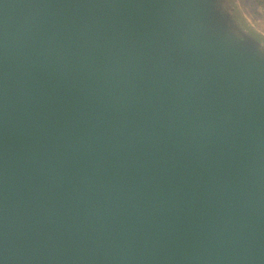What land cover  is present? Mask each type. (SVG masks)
Returning a JSON list of instances; mask_svg holds the SVG:
<instances>
[{"label": "water", "instance_id": "obj_1", "mask_svg": "<svg viewBox=\"0 0 264 264\" xmlns=\"http://www.w3.org/2000/svg\"><path fill=\"white\" fill-rule=\"evenodd\" d=\"M195 2L0 0V264H264V56Z\"/></svg>", "mask_w": 264, "mask_h": 264}, {"label": "rangeland", "instance_id": "obj_2", "mask_svg": "<svg viewBox=\"0 0 264 264\" xmlns=\"http://www.w3.org/2000/svg\"><path fill=\"white\" fill-rule=\"evenodd\" d=\"M189 1L191 8H194V12L197 13L195 15L203 11V8L200 7L198 11L195 7L196 0ZM209 1L218 3L222 10L219 18L220 23L215 28L224 33L230 32L237 41H244L247 45L258 47L260 51H256L257 56H264V6H259L252 0ZM198 27L206 34L214 29L208 23H201Z\"/></svg>", "mask_w": 264, "mask_h": 264}, {"label": "trees", "instance_id": "obj_3", "mask_svg": "<svg viewBox=\"0 0 264 264\" xmlns=\"http://www.w3.org/2000/svg\"><path fill=\"white\" fill-rule=\"evenodd\" d=\"M252 1L259 6H264V0H252Z\"/></svg>", "mask_w": 264, "mask_h": 264}, {"label": "built area", "instance_id": "obj_4", "mask_svg": "<svg viewBox=\"0 0 264 264\" xmlns=\"http://www.w3.org/2000/svg\"><path fill=\"white\" fill-rule=\"evenodd\" d=\"M263 11H264V8H263ZM264 13V12H263Z\"/></svg>", "mask_w": 264, "mask_h": 264}]
</instances>
